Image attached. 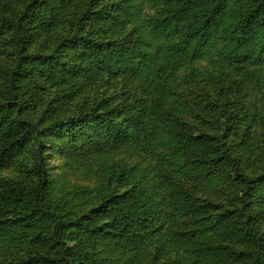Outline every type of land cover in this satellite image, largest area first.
<instances>
[{"label":"trees","instance_id":"obj_1","mask_svg":"<svg viewBox=\"0 0 264 264\" xmlns=\"http://www.w3.org/2000/svg\"><path fill=\"white\" fill-rule=\"evenodd\" d=\"M92 1L0 0V50L19 54L0 100V264H264V0ZM109 75L130 87L95 92ZM40 82L64 110L49 120L22 114ZM48 144L102 182L53 201ZM27 148L30 179L2 175Z\"/></svg>","mask_w":264,"mask_h":264},{"label":"rangeland","instance_id":"obj_2","mask_svg":"<svg viewBox=\"0 0 264 264\" xmlns=\"http://www.w3.org/2000/svg\"><path fill=\"white\" fill-rule=\"evenodd\" d=\"M84 1L87 2L89 0ZM112 1L113 0H93L92 6L94 8H99L100 6H104L108 2L111 3ZM99 13L102 15L104 14V11L100 10ZM36 42H30L27 49L29 51L30 49L39 50L40 47L36 45ZM18 55L17 49L10 50L4 47L0 50V100H2L1 91L4 89L3 82L6 80V74L10 72V68L14 65ZM24 80V76L18 78V81L22 84L24 83ZM101 81L102 86L99 89L95 86L93 87L94 89H97L95 92H118V90L120 91L123 88L130 87V84L125 82L124 78L120 76L109 75ZM205 89L206 88L201 90L196 89L195 92H203ZM54 90L55 88L48 87L43 82H40V85L33 90H28L29 99L25 102L22 108V114L26 118H32L34 120H49L53 114H62L64 110L61 108L56 109V105H54ZM190 90L191 87L187 88L184 92L190 94ZM95 92H92V94ZM259 144L258 150L259 153H261L264 151V142L260 141ZM41 155L49 174L50 186L48 188V194H50V197L53 201L55 200V202L61 201L62 197L65 196L66 190L72 187L98 186L102 182L103 173L98 170L93 169L94 172L92 174L83 173V170L88 167L89 162L86 161L85 156L79 158L80 155L74 154L65 157L60 153L59 149L52 148L50 144L43 149ZM35 156L36 151L33 148H27L18 157L15 165L9 166L2 171V175L29 180ZM122 157L123 154H119V158ZM262 159L264 162V156L260 160L262 161ZM61 182L63 185H60ZM61 188L66 189L63 190ZM250 202L254 220L261 228H263L264 242V183L259 185L253 192L250 193Z\"/></svg>","mask_w":264,"mask_h":264}]
</instances>
